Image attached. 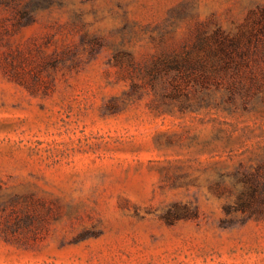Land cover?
Here are the masks:
<instances>
[{
  "label": "rangeland",
  "instance_id": "374dc122",
  "mask_svg": "<svg viewBox=\"0 0 264 264\" xmlns=\"http://www.w3.org/2000/svg\"><path fill=\"white\" fill-rule=\"evenodd\" d=\"M263 5L0 0V264H264V213L236 210L264 172V93L181 111L162 94L193 83L148 73Z\"/></svg>",
  "mask_w": 264,
  "mask_h": 264
},
{
  "label": "trees",
  "instance_id": "16d2710c",
  "mask_svg": "<svg viewBox=\"0 0 264 264\" xmlns=\"http://www.w3.org/2000/svg\"><path fill=\"white\" fill-rule=\"evenodd\" d=\"M264 5L259 7L253 17L250 30L231 34L220 27L213 31L202 30L197 34L191 50L179 57L162 60V67L149 70L154 88L158 85L161 72H172L185 82L193 83L196 94L186 95L179 100L175 94L164 93L165 101L181 111H199L203 108L216 107L220 104L211 102L213 88H224L227 105H237L242 98L244 108L251 100L264 93V67L254 64L261 46L264 44ZM164 89V87H163ZM264 162V161H263ZM264 165V163H262ZM242 181L246 187L238 196L236 210L250 216L264 213V172L245 173ZM174 217V216H173Z\"/></svg>",
  "mask_w": 264,
  "mask_h": 264
}]
</instances>
